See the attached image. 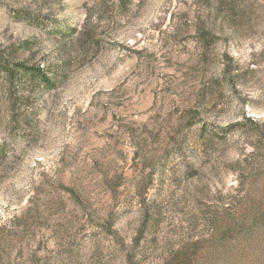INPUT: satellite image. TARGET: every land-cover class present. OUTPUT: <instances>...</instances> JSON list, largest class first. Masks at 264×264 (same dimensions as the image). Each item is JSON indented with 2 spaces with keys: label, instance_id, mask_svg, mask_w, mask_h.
<instances>
[{
  "label": "rangeland",
  "instance_id": "374dc122",
  "mask_svg": "<svg viewBox=\"0 0 264 264\" xmlns=\"http://www.w3.org/2000/svg\"><path fill=\"white\" fill-rule=\"evenodd\" d=\"M0 60V264H264V0H0Z\"/></svg>",
  "mask_w": 264,
  "mask_h": 264
},
{
  "label": "trees",
  "instance_id": "16d2710c",
  "mask_svg": "<svg viewBox=\"0 0 264 264\" xmlns=\"http://www.w3.org/2000/svg\"><path fill=\"white\" fill-rule=\"evenodd\" d=\"M71 30L72 31H70V34L74 33L76 31V28H72ZM86 36L88 37L89 34H86ZM69 63H70L69 60H65L63 62L62 69L64 71L67 69ZM18 66L24 68L26 74H28L29 76H33V77L38 78V80L41 81L44 84L51 83V81H52V76L54 74L53 71H48L47 69H43L41 67L28 68V67H26V63L25 62H19ZM0 68H1V70L4 69L5 71H7L9 73L12 72V70L10 69V66L9 65H5V63L2 62L1 60H0Z\"/></svg>",
  "mask_w": 264,
  "mask_h": 264
}]
</instances>
